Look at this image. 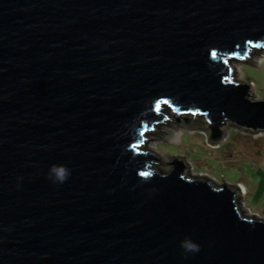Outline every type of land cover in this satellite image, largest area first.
Masks as SVG:
<instances>
[{
    "label": "water",
    "instance_id": "water-1",
    "mask_svg": "<svg viewBox=\"0 0 264 264\" xmlns=\"http://www.w3.org/2000/svg\"><path fill=\"white\" fill-rule=\"evenodd\" d=\"M262 45L264 0H0V264H264L236 188L141 151L162 106L264 132L229 65Z\"/></svg>",
    "mask_w": 264,
    "mask_h": 264
},
{
    "label": "rangeland",
    "instance_id": "rangeland-1",
    "mask_svg": "<svg viewBox=\"0 0 264 264\" xmlns=\"http://www.w3.org/2000/svg\"><path fill=\"white\" fill-rule=\"evenodd\" d=\"M261 47H251L255 54H249L246 59L229 61L232 80L249 85L250 99H264V45ZM233 61L241 62L239 75ZM160 113L167 119L154 125L155 130L144 136L141 146V151L159 160H153L150 169L167 175L173 169V164L168 163L182 162L188 178L204 180L216 187L237 188L242 214L264 220V132L228 123L221 130L220 140L212 142V132L202 115H187L177 120L170 106H162ZM184 118L190 122H184ZM175 131H179V139L172 142L170 137ZM240 184L245 188L243 196Z\"/></svg>",
    "mask_w": 264,
    "mask_h": 264
},
{
    "label": "clouds",
    "instance_id": "clouds-1",
    "mask_svg": "<svg viewBox=\"0 0 264 264\" xmlns=\"http://www.w3.org/2000/svg\"><path fill=\"white\" fill-rule=\"evenodd\" d=\"M70 175L71 170L66 166L53 165L49 169L48 179L51 180L54 184H63L68 180ZM181 247L184 248L186 252H196L199 250V246L194 244L190 239L182 241Z\"/></svg>",
    "mask_w": 264,
    "mask_h": 264
},
{
    "label": "bare ground",
    "instance_id": "bare-ground-1",
    "mask_svg": "<svg viewBox=\"0 0 264 264\" xmlns=\"http://www.w3.org/2000/svg\"><path fill=\"white\" fill-rule=\"evenodd\" d=\"M262 60H260L259 62H261ZM233 62H236V61H233ZM240 63L241 62H236V71H235V73L237 74V75H239V66H240ZM231 66V65H230ZM233 69V68H232ZM163 126V128H164V125H162ZM162 128V127H161ZM178 139H179V131H175L174 133H173V135L170 137V140L172 141V142H177L178 141ZM144 144V143H143ZM143 144H142V146H143ZM147 144V143H146ZM241 186H239V191H240V194H241V196H243L244 195V193H245V188H244V186L242 185V184H240Z\"/></svg>",
    "mask_w": 264,
    "mask_h": 264
},
{
    "label": "snow or ice",
    "instance_id": "snow-or-ice-1",
    "mask_svg": "<svg viewBox=\"0 0 264 264\" xmlns=\"http://www.w3.org/2000/svg\"><path fill=\"white\" fill-rule=\"evenodd\" d=\"M213 55L215 56L216 53H213ZM165 103H167V101H165ZM156 108H157V110H158V109L160 108V104H157V105H156ZM142 175H149V173L145 172V173H142Z\"/></svg>",
    "mask_w": 264,
    "mask_h": 264
},
{
    "label": "trees",
    "instance_id": "trees-1",
    "mask_svg": "<svg viewBox=\"0 0 264 264\" xmlns=\"http://www.w3.org/2000/svg\"><path fill=\"white\" fill-rule=\"evenodd\" d=\"M184 122H190V120H187V119H183ZM221 138V137H220ZM220 138L218 140H220Z\"/></svg>",
    "mask_w": 264,
    "mask_h": 264
}]
</instances>
